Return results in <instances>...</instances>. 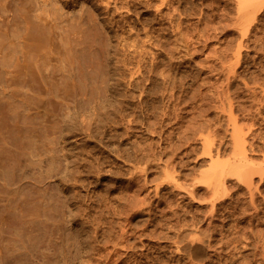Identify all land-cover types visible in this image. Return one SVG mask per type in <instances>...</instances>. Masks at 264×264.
Returning a JSON list of instances; mask_svg holds the SVG:
<instances>
[{
  "label": "rangeland",
  "instance_id": "obj_1",
  "mask_svg": "<svg viewBox=\"0 0 264 264\" xmlns=\"http://www.w3.org/2000/svg\"><path fill=\"white\" fill-rule=\"evenodd\" d=\"M3 1L64 43L50 92L0 71V264H264V0Z\"/></svg>",
  "mask_w": 264,
  "mask_h": 264
},
{
  "label": "bare ground",
  "instance_id": "obj_2",
  "mask_svg": "<svg viewBox=\"0 0 264 264\" xmlns=\"http://www.w3.org/2000/svg\"><path fill=\"white\" fill-rule=\"evenodd\" d=\"M1 1H2V0H1ZM1 1H0V2H1ZM8 1L11 2V3L13 4V3H15L17 0H15V2H13L14 0H12V1L8 0ZM32 1H34V0H27L26 2H28V3L25 2V4H29V5H30V4L32 3ZM68 1H69V0H68ZM29 2H31V3H29ZM34 2H35V1H34ZM34 2H33V4H34ZM103 2H104V1H103ZM117 2H118V1H117ZM4 4H5V5H6V4L9 5V3H6V2L3 1L2 4H1V5H3V6H2V7L0 6V27H2V28L7 27V29L5 30V32H2V31L0 30V38H3V41L0 42V54L2 55V56H1V55H0V56L3 57V58L0 57V59L2 60V63H3V64L5 63V65H3L2 68H1V66H0V71H1V69L3 70V68L5 67L6 69L3 70L4 73H5V71H6V73H7L8 75H14V74H15L16 77L18 76L17 79H20V80H17L18 82L15 83V84H18L19 81H21V83H19V84H20V87H21L22 89H24V91H26L25 93H27V94L29 95V94H30V93H28L29 90H31L32 86L35 85V84H30V85H32V86H31V88H29V83H31V81L29 82V80H30V79L32 80V77H33L32 74H31V70H32V68H33V69L35 68L34 70H36V72L38 73V75L43 76V77H44L46 74L49 73V75L52 74V75H54V77H51V76H48V77L55 78V77H57V73H61V72H60L61 69L58 70V68H56L59 72L56 71V70L54 69V68L57 67V66H54V68L51 67V65L53 66V61L56 60V57L59 58L61 55H60V56L58 55L59 57L56 56V55L58 54V53H57L58 51H57V52L55 51L57 54L55 55V56H56V57L54 58L55 60H53L52 55H51L50 53L53 54V51H54L53 49H54V48L52 47V48H53V49H52L53 51H52V50H49V49H51V48H50L51 46H50L49 49H48V45L45 44V40H49V39H51V38H50V35L52 36V34H50V33H52L51 30H53V29L60 30V29H58V28H59L58 25L60 26V24H59L60 22H58L59 20H58V21H55V18H57V17H54V18L51 19L53 22H54V21H55V22H58V24H56V23L54 22V25H55V26L51 25V27H53V28H52V29L50 28L49 38L46 39L45 36H46L48 33H46V31L43 33V31H41V30H45L44 28H46V27L49 25V23L46 22L48 25L45 26L44 24H46V23H44L43 25H41V23H43V22L41 21V23L38 24V27H40L41 30H40L39 28H37V34H38V35L36 34V38L33 39V40H36V41L38 40V41H40V42L37 41V42H35V43H33V42L31 43V40H32L33 37H35L34 35H35V33H36V32L34 31V24H35V21H34V20H35V18L38 19L39 21L42 20L41 17H40V14H39V16H35V15H34L35 18L32 19V18H31L32 14H35L37 11L34 12V13L31 12L32 14H31V16H29V17H30L34 22H33V21H30V18H29L28 16H23L24 19H22V25L24 24L25 26L23 25V27H22V25H21V27L19 28V27H17V26L15 25L17 28L14 26L16 29H13V26L10 28L9 26H6V25H8V24H5V23H6V19L4 20V17L7 15V13H5V12H7L9 9L6 8L7 6H4ZM12 4H11V5H12ZM25 4H24V5H25ZM33 4H31V5H33ZM9 6H10V5H9ZM105 6L107 7V5H105ZM109 6H110V5H109ZM4 7L6 8V10H7V9H8V10L5 11V8H4ZM29 7H30V6H29ZM106 7H105V8H106ZM24 8H25V7H24ZM26 8H27V7H26ZM26 8H25V10L23 9L25 12L28 10V8H27V9H26ZM105 8H104V9H105ZM116 8H117V6H116ZM29 9H30V8H29ZM31 9H32V6H31ZM31 9H30V10H31ZM35 9H39V10H40V8H36V6H35ZM35 9H34V11H35ZM32 10H33V9H32ZM32 10H31V11H32ZM39 10H38V11H39ZM105 10H106V9H105ZM108 10H109V7H108ZM118 10H120L119 7H118ZM10 11H11V10H10ZM12 12H13V10H12ZM18 12H19V13H18ZM22 12H23L22 10H21V12H20V10H19V11L16 10L17 18H18V16H19L18 14L21 15ZM25 12H24V14H25ZM4 13H5L6 15H5ZM9 13H10V12L8 11V14H9ZM13 13H15V12H13ZM28 13H29V12H27L26 14H28ZM38 13H39V12H38ZM38 13H37V14H38ZM49 14H50V13H49ZM13 15H14V14H13ZM13 15H12V16H13ZM16 15H14V17H15ZM42 15H43V14H42ZM45 15H46V14L44 13V16H45ZM7 16H9V15H7ZM7 16H6V17H7ZM21 16H22V15H21ZM14 17H13V19H15ZM50 17H52V16H50ZM10 18H11V16H10ZM17 18H16V19H17ZM19 18H20V17H19ZM19 18H18V19H19ZM43 19H44V17H43ZM53 19H54V20H53ZM57 19H59V18H57ZM20 20H21V18H20ZM7 21H9L8 18H7ZM10 21H12V20H10ZM10 21H9V22H10ZM36 21H37V20H36ZM9 22H8V23H9ZM31 22H33L34 24H32ZM44 22H45V19H44ZM12 23H13V21H12ZM14 23H15V24L18 23L17 25H19V22H16V21H15ZM10 24H11V23H9V25H10ZM19 26H20V25H19ZM43 26H45V27H43ZM35 27H37V24H35ZM47 29H48V31H49V26H48ZM40 31H41L42 33H41ZM48 31H47V32H48ZM57 32H59V31H56V34H58ZM33 34H34V35H33ZM54 34H55V31H54ZM54 34H53V35H54ZM30 35L33 36V37L31 38ZM58 35H59V34H58ZM58 35H56V36H54V37L52 36V39H53L54 41H55V39H57V40L55 41V43H58V41H59V40H58V38H59ZM60 35H61V34H60ZM47 36H48V35H47ZM56 37H57V38H56ZM43 38H44L45 40H43ZM62 38H63V37H62ZM30 39H31V40H30ZM52 39H51V40H52ZM59 39H61V37H60ZM51 40H50V41H51ZM62 40H63V39H61L60 41H61L62 43H64V41H62ZM54 41H53V42H54ZM60 41H59V43L62 44ZM47 42H48V41H46V43H47ZM37 43H39V44L36 46ZM40 43H41V44H40ZM55 43H54V44H55ZM21 44H23V45H21ZM30 44H32V46H31ZM33 44H34L35 46H34ZM46 45H47V46H46ZM52 45H53V43H52ZM60 46L63 47V45H60ZM20 47H21V48H20ZM32 47L35 48L34 51H33L32 49H30V48H32ZM63 48H64V47H63ZM61 49H62V48H61ZM66 49H67V48H66ZM67 50H68V49H67ZM49 51H52V52L49 53ZM55 52H54V53H55ZM50 55H51V56H50ZM53 56H54V54H53ZM49 57L52 58V60L49 59ZM59 59H60V58H59ZM3 60H4V62H3ZM48 60H49V61H50V60L52 61V64H50V67H51L52 69H54V70H52L53 72L51 71V73L49 72L51 69L48 68V66H47V62H49ZM56 61H57V60H56ZM56 61L54 62L55 65H56ZM61 61H62V60H61ZM58 62H60V61L58 60ZM62 63H64V62H62ZM60 64H61V63H58L57 65L59 66ZM61 67H63V66L60 65V68H61ZM19 68H20V70H19ZM47 68H48V69H47ZM46 70L48 71V73H47ZM61 71H62V70H61ZM1 72H2V71H1ZM16 73H17L18 75H17ZM55 74H56V75H55ZM60 75H61V74H59V76H60ZM62 75H63V73H62ZM0 76H1V74H0ZM6 76H7V75H6ZM3 77H4L3 79L6 80V77H5V76H3ZM16 77H15V78H16ZM19 77H20V78H19ZM34 77H35V76H34ZM46 77H47V75H46ZM11 78H12V77H10V79H11ZM37 78H39V79H43L42 77L40 78V77H38V76H37ZM37 78H34V79H37ZM51 78H50V79H51ZM1 79H2V77H1ZM7 79H8V78H7ZM13 79H14V77H13ZM34 79H33V80H34ZM56 79H58V78H56ZM59 79H60V78H59ZM44 80H46V79H44ZM0 81H1V80H0ZM2 81H3V80H2ZM6 81H7V80H6ZM9 81H11V80H9ZM48 81H49V79L46 80L44 83L46 84V82H48ZM52 81H54V80L51 79V84L53 85V82H52ZM14 82H16V79H15V81L13 80V83H14ZM32 82H33V81H32ZM34 82H35V81H34ZM37 82L39 83V81H37ZM40 82H43V81L41 80ZM9 83H10V82H8V86H10ZM57 83H59V82H57V80H56V83H55V84L57 85ZM0 84H1V82H0ZM3 84H5V81H3ZM3 84H2V87H1V85H0V87H1L2 89H3ZM10 84H12V82H11ZM15 84H14V85H15ZM45 84H43V85H45ZM48 84H49V83H48ZM51 84H50V85H51ZM14 85H12L11 87L13 88ZM37 85H39V84H36L35 86L37 87ZM43 85L40 84V85H39L40 88L37 87V88L39 89V90H37V91H39V93H40V91H42L41 86H43ZM52 85H51V87H52ZM56 85H55V88H56ZM6 86H7V83H6ZM8 86H7V89H8ZM15 86H17V85H15ZM35 86H33V87L36 88ZM11 87H10V89H11ZM47 87H50V86H47V84H46V87H43V88H44V89H48ZM51 87H50L49 90H47V91L50 92V90L52 89ZM57 87H58V86H57ZM16 88H17V87H16ZM21 88H20V89H21ZM10 89H9V90H10ZM13 89H14V88H13ZM22 89H21V90H22ZM32 89H33V88H32ZM3 90H5V89H3ZM11 90H12V89H11ZM11 90H10V91H11ZM35 90H36V89H35ZM13 91H14V90H12V92H13ZM8 92H9V91H8ZM8 92H7V93H8ZM12 92H11V94H12V98H13V97H15V95L13 96V93H14L15 91H14L13 93H12ZM17 92H18V91H17ZM31 92H32V91H31ZM2 93L4 94V91H2ZM7 93H6V95H5V98L8 97L7 95H9V97H10V101L13 103L15 98H14V99L11 98L10 92H9L8 94H7ZM20 93H21V92H20ZM14 94H15V93H14ZM41 94H42V93H40V95H41ZM24 96H25V95H24ZM0 97H1V92H0ZM9 97L6 98V99L9 100ZM5 98H4V99H5ZM25 98H26V97H25ZM26 99H27V98H26ZM7 100H5V103L7 102L8 104H10V105H9V106H10V109H11V107H12L11 105H13V104H14L13 107H16V106H17V105H16V101H15V103L12 104L10 101L8 102ZM12 100H13V101H12ZM2 102H4V100H3ZM24 102H25V101H24ZM24 102H21V104L23 103V104H22V105H23L22 107H19V105L17 106V107H18L17 110H19V108L22 109L24 106H25L24 108L27 107V104H24ZM0 103H1V101H0ZM25 103H26V102H25ZM8 104H5V105L7 106ZM5 105H2V106L4 107ZM6 106L4 107V109H6ZM20 106H21V105H20ZM7 108H8V110H7L8 112L12 110V111L9 113L10 115H11L12 112L14 111V112H13V115H15V117H14V116H13V117H14V118H18V116H17V114L15 113V110H14L13 108H12L11 110L9 109L8 106H7ZM5 112H6V111H5ZM8 112H7V113H8ZM7 113H5V115H6ZM1 114H4V113H1ZM9 114H8V116H9ZM1 116H2V115H1ZM1 116H0V118H1ZM8 116H4L3 118H6V119H4V120H7V121H8L9 119H10V120L13 119V118H11L10 116H9V117H10V118H9ZM16 116H17V117H16ZM7 117H8L9 119H7ZM24 117H25V119H26V121H27V116L24 115ZM3 118H2V120H3ZM8 122H9V121H8ZM14 122H17V121H14V120H13V123H14ZM19 122H20V121H19ZM19 122H18V123H19ZM4 123H5V125H7V126H10V124H11V123H9V125H8L7 122H4ZM4 123H1V122H0V150L3 151V149H4L5 152H6V150H7V151H8V150H11V151H12V149H13L14 146H15L13 141H14L15 137H17L16 140H18V138H19L18 136H19V135H18V136L13 135L14 130H11V128L14 129V126H13V127H10V130H11V131H10L8 127H4V126H3ZM13 123H12V124H13ZM20 123H21V122H20ZM20 123H19V124H20ZM26 123H27V122H26ZM12 124H11V126H12ZM22 124H23V123H21V125H22ZM1 125H2V126H1ZM13 125H14V124H13ZM21 125H19L20 128L22 127ZM6 128H7L8 130H7ZM18 128H19V127H18ZM22 128H23V127H22ZM16 129H17V128H16ZM22 130H23V129H22ZM15 131H16V130H15ZM16 132H17V131H16ZM20 132L22 133V131L18 130V133H19V134H20ZM24 133H25V131H23V133H22V134H23V138H22V137H21V138L27 142V141L29 140V139L27 140V138H29V137H28V136L25 137V136H26V135H25L26 133H25V134H24ZM233 133H234V134L237 133L236 130H235V131L233 130ZM237 134H238V133H237ZM24 135H25V136H24ZM27 135H28V134H27ZM20 136H21V134H20ZM234 136H235V135L231 134V138L234 137ZM237 136H238V135L235 136V139H236ZM22 139H21V140H22ZM23 140H22V141H23ZM206 140H207V139H206ZM233 141H234V139H233ZM17 142H18V141H16L15 144H18V143H19V142H18V143H17ZM26 142L23 141V144H22V142H21V144L24 145V143H26ZM204 142H206V141H203V143H204ZM207 142H209V141H207ZM234 142H235V145H236V141H234ZM27 143H28V146H29V142H27ZM205 144H206V146H207V144H208L209 147H212V146H213L212 143H211L212 146L209 145V143H205ZM205 144H204V145H205ZM19 145H20V143H19ZM9 146H10V147H9ZM26 146H27V145H26ZM206 146H205V147H206ZM208 146L206 147V149L208 148ZM236 146L238 147V142H237V145H236ZM236 146H235V148H237ZM243 146H244V144H243ZM243 146L241 145V147L239 146L240 148H238L239 155H241L240 152H242V151H243L242 154H246L245 149H243L245 146H244V147H243ZM16 147H17V146H16ZM19 148H21V147H19ZM24 148H25V147H24ZM28 148H29V147H28ZM16 149H17V150H16ZM25 149H27V147H26ZM25 149H24V150H25ZM239 149H240V150H239ZM15 150H16L17 153L19 152V151H18V150H19L18 148H15ZM208 150L211 151L212 148H211V149L209 148ZM13 151H14V150H13ZM20 151H21V149H20ZM22 151H23V148H22ZM236 151H237V149H236ZM3 152H4V151H3ZM14 152H15V151H14ZM23 152H27V151L25 150V151H23ZM244 152H245V153H244ZM8 153H9V154H8ZM12 153H13V152H12ZM17 153H16V154H17ZM19 153H21V152H19ZM1 154H2V153H1ZM7 154H8V155H13L14 153H13V154H10V151H8ZM7 154H5V157H6ZM24 154H25V153H24ZM25 155H27V154H25ZM22 156H23V153H22ZM246 156H248V155H245V156H244V155H241V158H240V159H241L242 162H243V160H244V161H247V160H248V159H247V160L245 159ZM10 157H11V156H10ZM236 157H238V154L234 157V159H235ZM242 157H243V158H242ZM3 158H4V156H3ZM11 158H14V156H12ZM11 158L9 159V157L7 156V159H8V160H7V163H6V164H7L8 166H9L8 161L11 160L10 163H11V162H14V159L12 160ZM247 158H249V157H247ZM5 159H6V158H5ZM237 159L239 160V158H236L235 161H237ZM242 159H243V160H242ZM249 160H250V159H249ZM249 160L247 161V164H245L246 166L243 164V165L245 166V168H244V166H243V167H240V166H242V165H240V164H242V163H239V162H241L240 160H239V162H238L239 164H238L237 162H236V164L234 163L236 166L238 165L240 169H241V168L244 169V170H241L240 172L238 171V170H240V169H239L238 167L236 168V166H235L233 163H229V164H230V166H231V165H234V166H235L237 173H238V172H239V173L242 172V173H241L242 175H246V176H244V177H246V178H245V180H246L249 176H247L248 174H245V173L249 172V167H250V169H252V170H253V168L255 167V166H252L251 162H250L251 165H249ZM233 161H234V160H233ZM6 164H5V165H6ZM220 164H221V163H220ZM223 164H224V165H221L222 170H223V169L226 170V169H225V166H227V165H229V164H228V163H227V164H226V163H223ZM7 165H6V167H5V166H3V167H5L6 169L9 168V170L12 171V170L10 169L11 166L7 167ZM12 165H13V164H12ZM214 165H215V164H214ZM248 165H249V167H248ZM215 166H216V165H215ZM230 166H228V168H229ZM1 167H2V166H1ZM13 167H14V166H13ZM13 167H11V168L14 170L15 167H14V168H13ZM252 167H253V168H252ZM263 167H264V166H263ZM213 168H214L213 170L211 169V173H212L213 171H214V173H215V172H216V173H215V174H214V173H212V174L210 173V174H211L210 176L213 178L214 175H215L216 179H218V177L216 176V174L218 175V173L221 171L220 174L218 175V176L220 177V176H221V173L223 174V171H224V170L222 171L221 168H220V169H219V168H216L217 171H218V173H217L215 167H213ZM235 168H234V169H235ZM247 168H248V170H246ZM2 169H3V168H2ZM237 169H238V170H237ZM252 170H251V171H252ZM256 170L258 171V167H257V168L255 167L254 171H256ZM7 171H8V170H7ZM263 171H264V170H263ZM243 172H245V173H243ZM258 172H259V171H258ZM7 173H10V172H7ZM252 173H253V171L251 172L250 177L252 176ZM262 173H264V172H262ZM213 174H214V175H213ZM224 174H226V172H224ZM242 175H241V176H242ZM254 175H255V174H254ZM222 176H223V181H224V178H225L224 176H225V175H222ZM244 177L242 176L241 178H244ZM209 178H210V177H209ZM216 179H215L214 181L217 182V184L220 183V186H218V185L215 186V185H216L215 183H214L215 185L212 184V183L214 182L213 179H212V180L209 179V181L211 180V181L209 182L210 185L212 184L211 186L213 187V189H216V190H214V191H218L217 187L220 188V187H222L221 185L223 184V183L221 182L222 177L219 178L218 180H216ZM252 179H253V177H251L250 180L253 181ZM245 180H244V181H245ZM250 180H249V178L246 180V183H248V185H249L250 183H252ZM212 181H213V182H212ZM248 181H250V182H248ZM211 182H212V183H211ZM218 182H219V183H218ZM221 183H222V184H221ZM224 185H225V184H224ZM224 185H223L222 188L225 187ZM250 187H251V184H250ZM250 187H249V190H250V192H251L252 189H250ZM222 188H221V189H222ZM214 191H213V192H214ZM219 191H220V189H219ZM214 193H215V192H214ZM217 194H219V193H217ZM250 194H251V196H252V201H254V200H253V199H254V198H253L254 193L251 192ZM214 196H215V194H214ZM217 196H218V195H216V198H217ZM254 196H255V195H254ZM214 198H215V197H214ZM213 206H215V199H214V205H213ZM194 246H195V244H194ZM197 247H198V246H197ZM195 248H196V247H194V249H195ZM194 249H193V250H194Z\"/></svg>",
  "mask_w": 264,
  "mask_h": 264
}]
</instances>
